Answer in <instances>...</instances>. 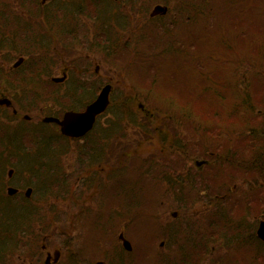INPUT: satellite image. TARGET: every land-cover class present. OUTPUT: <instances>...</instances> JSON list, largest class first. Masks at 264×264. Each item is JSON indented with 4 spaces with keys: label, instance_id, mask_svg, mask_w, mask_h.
<instances>
[{
    "label": "rangeland",
    "instance_id": "1",
    "mask_svg": "<svg viewBox=\"0 0 264 264\" xmlns=\"http://www.w3.org/2000/svg\"><path fill=\"white\" fill-rule=\"evenodd\" d=\"M21 1L11 0L10 3V0H0V23L8 21V13L21 9ZM25 1L29 2L30 8L33 4L36 5L33 2L37 0ZM162 1L164 0H148L143 6V16L136 25L138 37L127 46V52L115 51L108 56H113L121 70H124L119 77L120 84L116 83L114 87L113 98L117 99V103L111 105L106 115L111 121L109 129L116 132L117 123L122 130L130 129L131 124L127 120L136 113L135 121L140 119L143 123H149L151 134L153 133L150 134L151 139L142 142L141 149L130 158L123 159L122 155L115 153L119 167L112 164L115 161L112 156L107 163V160H102L109 172L107 185L99 175L92 176L87 185L89 189L77 188L74 191L77 201L72 197L68 198L69 190L54 196L60 210V216L55 220V241H69L64 248V260L81 257L91 264H97L98 261L110 264L115 255L118 257L117 264H264V250L260 256L245 253L247 258H243L242 254H236L233 249L232 252L225 253L226 248L220 247L219 257L209 256L203 262V259L197 262L199 256L203 258L201 252L181 248L170 251L165 246L162 247L160 242L169 237L164 235V230L177 227L178 223L170 225L169 221L178 203L173 200L166 203L167 188L161 181L162 175L158 174V171L171 165L178 169L190 166L194 172L201 170L196 162L201 160L202 156L194 157L201 143L208 151L216 145H224L228 151L233 132H228L231 136L228 133L220 136L216 127L226 131V128L232 127L229 120L234 122L233 129L242 128L246 122L248 126L252 124L248 131H253L257 120L262 117L260 108L263 106L264 121V0H182L180 10L181 0H176L173 8L178 11L171 10L166 16L153 20L150 13ZM78 2L80 0H62L69 10L75 9ZM14 6V9L10 8ZM55 7H58V4L53 6L49 3L40 11L48 13L50 20L53 17H65L63 12L58 13ZM32 15L35 17V11ZM75 18L70 12L62 19L75 23ZM36 31L42 35L41 29L36 28ZM52 31L54 33L53 28ZM40 35H36V43ZM120 40V43L127 41L125 32H120ZM112 46L115 48L114 44ZM36 52L33 47L30 53H15L14 61L22 54L26 58L29 57L26 64L29 65L33 58L38 57L34 55ZM38 67L28 69L23 65L22 70H28L29 73L31 71L36 75L34 69ZM60 73L61 68L57 66V72L53 75L62 76ZM27 78L30 79V76ZM32 80V84L29 83L25 87L31 92H21L23 98L24 95L27 96L26 112L32 120L24 121L27 124V133L33 132L30 123L35 124L34 122L42 116L41 106L44 105L43 101H47L44 97L51 96V92L43 87L42 92L45 95L43 98L39 96L36 92L38 87L35 86L38 84L36 76ZM0 84V90L7 89L8 83H2L0 79ZM133 94L138 95L137 103L133 101ZM126 100L129 102H125ZM193 101L197 103L195 108H189L187 104H192ZM140 104L144 105V111ZM187 111L192 117H196L195 121L189 119ZM185 113L187 118L184 117ZM169 115H174L177 119L175 125H172L173 120ZM238 119L241 120L234 121ZM41 129L47 130L46 127ZM33 130L38 131L39 128L35 126ZM228 137L230 141L224 142ZM140 140H147L146 136H140ZM30 142L36 144L27 138L28 151L24 156L21 153V157L17 158L20 164L36 163L37 157L32 155L29 149ZM88 144L91 148L93 140ZM250 146L247 143L246 149L249 150ZM62 147L64 148V144ZM92 154L94 152L89 155ZM188 156L192 158H187ZM93 157L96 159V156ZM246 157L250 158L249 153ZM46 158L47 156L44 161ZM61 158V163L55 162V157L49 161L51 164H61L62 172L67 176L71 161L63 156ZM231 169L235 170L234 167ZM94 170L90 174H93ZM242 171H235L237 182L247 181L245 172ZM258 171L250 170L253 175ZM110 178L119 180V186L115 188L112 185L115 179L110 183ZM254 181L260 182L257 179ZM246 186V191L241 193L245 197L247 210H256L258 199L260 200L259 188L250 189L253 186ZM191 195L189 193L187 201ZM74 201L77 205L83 201L82 207L86 210L73 221L70 215H73L71 213L77 206L70 203ZM232 206L236 209L235 201H232ZM199 207V204L192 203L182 208L183 222L192 221L196 233L197 218L194 213ZM260 218L264 219V197ZM258 221L247 218V227L257 226ZM232 224L235 227L233 222ZM122 228L133 243L132 254L121 250L119 235ZM224 241L223 238L215 240L221 245H224ZM188 254H192L196 259L194 263H189L188 258H185Z\"/></svg>",
    "mask_w": 264,
    "mask_h": 264
},
{
    "label": "flooded vegetation",
    "instance_id": "2",
    "mask_svg": "<svg viewBox=\"0 0 264 264\" xmlns=\"http://www.w3.org/2000/svg\"><path fill=\"white\" fill-rule=\"evenodd\" d=\"M56 1L61 7L62 0ZM143 6L140 0H83L82 6L63 13L65 17L58 16L50 23L54 29L50 47L45 46V42L51 38L43 36L48 34V30H45L48 27L44 26L43 21H40L36 27L41 29L42 35L33 28L34 30L30 32H19L16 36H11L10 40L15 42L7 48L10 64L3 72L9 84L7 96L13 102L11 106H6L7 108L3 107L5 105L0 106V117L12 112L20 119H25L27 96L24 95L23 98L21 92H31L25 87L29 83L32 84V78L35 76L38 83L36 92L42 98L45 94L41 86L48 85L45 76H51L52 79V87L49 90L51 96L44 97L47 101L42 100L44 104L41 106L42 113L63 119L68 112L86 110L88 105L97 99L104 85L112 83L114 88L116 83H120L119 77L124 70L114 68L112 62L108 61V56L122 46L129 45L132 39L138 36L135 25L143 16L141 15ZM70 12L74 18H77L75 23L72 20L69 22L63 20ZM121 31L127 34V41L124 43H120ZM36 35H40L37 43ZM33 47L37 51L34 55L38 57L33 58L29 65H26L25 57L23 62L19 64L12 62L11 65L13 51L31 52ZM23 65L28 69L39 66L38 69H34L36 75L31 71L29 73L28 70H22ZM57 66L61 68L62 76L53 75L57 72ZM28 76L32 77L31 80L27 78ZM55 77L61 79L54 80ZM3 95L5 94L2 93L0 96ZM113 97L111 91L110 106L116 103ZM260 112L262 117L257 120L253 131H248V127L252 124L248 126L246 122L241 129L234 130L228 151L224 145H216L210 151L201 149L199 156H202L201 161L204 163L194 177L188 175L186 171L167 176L166 203L172 200L178 203V207L172 211L169 224H178L173 230L170 228L164 230V235L169 237L163 240L162 247L174 251L187 246L185 243L188 241L194 242V250L203 255V258L200 256L197 258V262L202 259L203 262L209 256L219 257L220 247L226 248L225 253L232 252L233 249L236 254H242L243 258H247L245 253L262 255L264 242L259 229L263 227L264 221L260 218L264 197L263 106ZM98 120L101 121L103 130H106V112L100 115ZM6 123L10 124V119L6 118ZM53 124L59 127V124ZM216 130L222 136V129L216 127ZM92 134L94 133H88L83 139H87ZM10 135V133L5 134V136ZM121 141L119 135L114 143L115 146H119V151L122 149ZM247 143L251 145L249 150L246 149ZM219 151L221 153H218ZM21 153L24 156L26 150L0 149V264H91L81 257L64 260V248L69 241L64 239L61 242L55 241L57 234L55 220L60 216L54 197L57 193L51 191L53 179L56 177L55 168L43 164L31 168L20 164L17 158L21 157ZM115 153L119 154L117 149ZM247 153L250 158L246 157ZM90 166L84 159L79 158L70 164L67 173L70 195L68 198L72 197L77 201L74 191L77 188L89 189L87 185L92 176L99 175L107 185L108 170L102 164L97 170ZM232 167L235 170H232ZM93 170V174H90ZM250 170L261 172L258 171L253 175ZM235 171L245 172L247 181L237 182ZM255 179L260 182L254 181ZM246 185L253 186L250 189L259 188L260 200L258 199L256 210H247L245 197L241 193L246 191ZM189 193L192 195L187 201ZM76 201L70 203L72 206H77V209L74 208L71 213L73 215H70L73 221L86 210L82 207L83 201L78 205ZM232 201H235L236 209L232 206ZM192 203L200 205L194 213L197 218L198 233L188 232L189 227H195L192 221L183 222L182 208ZM247 218L259 220L257 226L248 228ZM120 231L125 230L122 228ZM217 238L225 239L224 245L216 243ZM97 264H106V262L98 261ZM217 264H226V262Z\"/></svg>",
    "mask_w": 264,
    "mask_h": 264
},
{
    "label": "trees",
    "instance_id": "3",
    "mask_svg": "<svg viewBox=\"0 0 264 264\" xmlns=\"http://www.w3.org/2000/svg\"><path fill=\"white\" fill-rule=\"evenodd\" d=\"M140 2L143 3L145 1L144 0H140ZM28 4H29V2H26L27 7H28ZM37 5L38 4H36V5L33 4L32 6H30V8L28 7L30 9L31 15H32V10H35L37 8ZM79 6H82L81 3H80ZM5 11H6V8L4 9V12ZM25 19H26V21H25L26 24H24V25L27 28L31 29V30L34 28V26L37 27L39 25L40 21H43L44 24L45 23H49L50 24V23H52L53 21L56 20V18L53 17V19L50 21V19L48 18L47 14H45L44 16L40 14V15H35V17L33 19L34 21H32L33 23L31 25L30 21H28L26 17H25ZM18 20H19V18H17V17L14 18L15 26H17V28H15V26H14L13 28H9L8 29L7 27L4 26L5 21L0 23V54L8 48L7 46H10L11 44H13L15 42V40H10L11 36L14 37L19 32H25V29L20 25ZM51 28H52V26H51ZM0 56H2V55H0ZM9 58H10V56L8 55V56H5L4 59L8 60V62H9L10 61ZM3 70H4V68H1V66H0V74H1L0 78L4 77V76H2V75H4ZM51 87L52 86H50V85L46 86V88H48V89H50ZM196 104H197L196 101L195 102L193 101L192 104H189V105L187 104V106L189 108H195ZM187 115H188L190 120H194V121L196 120L195 119L196 117H192V115L190 114L189 111H187ZM172 116H174V115H172ZM131 117H135V115H132ZM184 117L187 118L186 113L184 114ZM128 119H130V117ZM180 119L182 120V117H180ZM107 123H108V128L106 130H103V126L101 124H99L97 126V128L94 129V131H93V133H94L93 134L94 135V140H93L94 144L91 145V148L88 147V149L85 152V156L87 158H89L91 161H93L92 162L93 166H96L98 163L101 164L102 160H107L108 159L109 154H110V149L109 148L111 147L110 146V141H109L110 140V134H112V132H113V134H116V132L117 133H122V132L125 133L126 132V131L120 129L118 123L116 125L117 128H118V129H116V132L114 130H112V129H109V127H111V121L108 120ZM144 131H145L144 133L150 134L149 130L146 127H145ZM3 132H6V130L4 129ZM29 134L35 136L37 133H32L31 132ZM12 140H13V138H12ZM44 141L45 142H39L38 147H36L35 150H31L30 151L31 153H33L32 155H37L36 156L37 157V160H36L37 164H34L32 166L43 164V165H46V166L54 167L55 170H56V173H55L56 177L53 179L54 182L51 185V187H52L51 191L55 192L57 194H64V192H68V187H69V184L67 182L68 175L65 176V173L62 172L61 164L60 165L59 164L55 165V163L51 164V162L49 161V160H52L53 157H55V162H60L61 163V161H62L61 154H60L61 153L60 149H57V147L59 148V145H57V147H56V144H58V142L56 140L55 141L54 140L49 141L48 139H45ZM132 146H133L132 143L126 144V145L123 146V149L126 151V150H129V148L132 147ZM0 149H2L1 144H0ZM90 152H92V153L95 152V154L97 155L96 159L92 155H89ZM46 156H47V158L44 161ZM187 158H192V157L188 156ZM114 183H116V182H114ZM2 214H5V212L4 213L2 212ZM185 245H186V243H185ZM122 251H124V250H122ZM124 252H126V251H124ZM186 256H185V258H186ZM113 259L115 260L116 257H113ZM114 260L111 261V262L116 264L117 260H115V261Z\"/></svg>",
    "mask_w": 264,
    "mask_h": 264
},
{
    "label": "water",
    "instance_id": "4",
    "mask_svg": "<svg viewBox=\"0 0 264 264\" xmlns=\"http://www.w3.org/2000/svg\"><path fill=\"white\" fill-rule=\"evenodd\" d=\"M165 11L162 7L158 6L155 9V13ZM110 87L105 88L100 99L94 103L85 113L82 114H72L66 117L63 121H59L63 126V132L66 134H80L85 133L93 124L95 116L97 113L102 111L108 103V93ZM262 235L264 239V224L262 228ZM125 246L131 248L130 243L125 241Z\"/></svg>",
    "mask_w": 264,
    "mask_h": 264
}]
</instances>
